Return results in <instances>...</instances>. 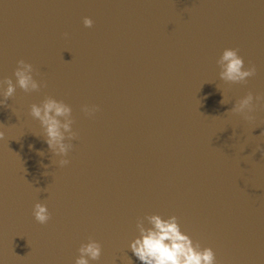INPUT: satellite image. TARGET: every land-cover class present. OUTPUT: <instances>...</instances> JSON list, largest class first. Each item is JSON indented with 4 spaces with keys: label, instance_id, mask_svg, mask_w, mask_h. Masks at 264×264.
Here are the masks:
<instances>
[{
    "label": "water",
    "instance_id": "water-1",
    "mask_svg": "<svg viewBox=\"0 0 264 264\" xmlns=\"http://www.w3.org/2000/svg\"><path fill=\"white\" fill-rule=\"evenodd\" d=\"M224 48L255 66L246 82L219 78ZM20 59L43 86L0 105L4 264H74L89 238L90 264H141L128 243L151 214L175 215L216 264H264V101L251 120L229 111L264 96V0H0V78L15 83ZM45 96L72 109L62 166L29 113Z\"/></svg>",
    "mask_w": 264,
    "mask_h": 264
},
{
    "label": "clouds",
    "instance_id": "clouds-1",
    "mask_svg": "<svg viewBox=\"0 0 264 264\" xmlns=\"http://www.w3.org/2000/svg\"><path fill=\"white\" fill-rule=\"evenodd\" d=\"M82 23L85 27H90L93 21L90 17L85 16ZM216 63L219 67V78L225 82L244 83L246 78L254 75L256 71L255 66L244 67V59L235 48H224ZM33 72L31 63L23 59L17 60L12 73L15 83L9 77L0 78V105H5L17 86L25 92L38 90L42 87L43 82L37 81ZM262 101H264V96L257 94L254 97L252 92H248L235 101L229 111L240 114L246 120H251L253 110ZM220 102H227L225 96ZM97 107L84 104L81 106V111L86 115H91L97 111ZM29 113L39 121L47 148L54 156L59 157L56 163L61 166L67 164L68 160L65 157L72 148L71 141L75 137L72 130L73 120L70 105L51 96H45L39 104L30 105ZM4 136L5 132L0 127V139H3ZM38 155L42 157L43 151H38ZM42 166L48 167L47 165ZM42 174L46 175L47 172ZM32 215L38 223L45 224L49 220L50 214L44 203L36 202L32 207ZM145 221L148 226H145ZM136 229L138 235L129 241L128 249L141 264H216L212 248L201 247L199 242H193L188 234L181 231L175 215H170L167 218L159 214L146 215L142 220H137ZM77 251L79 255L76 256L74 264H90V261L100 258L101 245L97 240L89 238L86 243L80 244ZM125 262L132 264L131 258L127 255ZM0 264H4L2 258H0Z\"/></svg>",
    "mask_w": 264,
    "mask_h": 264
}]
</instances>
